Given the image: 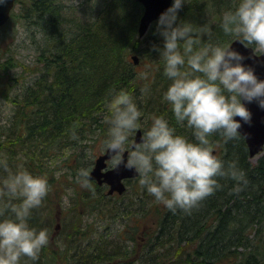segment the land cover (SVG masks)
<instances>
[{
  "label": "trees",
  "instance_id": "obj_1",
  "mask_svg": "<svg viewBox=\"0 0 264 264\" xmlns=\"http://www.w3.org/2000/svg\"><path fill=\"white\" fill-rule=\"evenodd\" d=\"M67 2L16 0L19 21L32 29L38 63L10 101L12 113L0 130V147L5 146L0 155L13 169L22 166L51 176L45 203L34 207L29 218L31 225L48 228L49 243L38 260L22 257L21 264H57L59 259L64 264H135L136 250L139 264H264V153L253 162L241 134L227 138L216 131L209 138L225 168L235 161L246 182L218 176L219 187L187 211L179 207L173 211L157 201L139 176L128 180L122 195L108 194L107 185L95 180L94 189L77 182L78 170L94 164L95 152L86 151L97 145L103 148L111 117L105 98L113 89L125 88L132 94L143 132L154 115H161L177 133L190 139L194 133L177 120L164 97L171 81L158 50L164 38L157 20L139 36L143 5L137 0H85L77 6ZM236 2L186 0L178 21L189 20L201 28L202 42H229L234 37L223 32L222 16ZM14 16L13 12L10 20ZM133 54L139 56V64ZM13 66L12 59L3 65L6 73ZM55 158L63 165L57 176L47 165ZM56 182L63 191L59 197L69 195L66 208L58 201L56 209L49 196ZM237 183L242 184L239 191L234 190ZM89 212L105 215L110 222L126 219L113 239L103 243L107 235L84 220ZM152 214L153 228L142 230ZM58 218L63 221L62 233L55 228Z\"/></svg>",
  "mask_w": 264,
  "mask_h": 264
},
{
  "label": "clouds",
  "instance_id": "obj_2",
  "mask_svg": "<svg viewBox=\"0 0 264 264\" xmlns=\"http://www.w3.org/2000/svg\"><path fill=\"white\" fill-rule=\"evenodd\" d=\"M185 2L173 0L160 14L157 27L164 39L158 50L171 81L164 97L177 120L193 129L194 138L177 133L164 116L154 115L139 141L131 140L142 126L141 111L132 94L119 88L105 98L111 112L103 141L109 166L123 164L134 169L147 191L173 211L178 207L190 210L214 192L219 187L218 176L246 182L235 161L225 168L224 161L214 154L209 134L221 131L227 138L238 136L242 121L251 122L252 118L245 101L264 107V79L253 66L243 63L244 55L232 47L239 39L246 46L264 50V0H237L234 8L223 13V32L234 37L223 43L202 42L201 28L189 20L178 21V10ZM72 133L76 134L75 126ZM0 168L7 173L0 176V264H21L22 257L38 260L49 243V230L31 225L29 218L49 192L48 177L22 166L13 169L3 155ZM92 179L88 167L78 170L76 180L83 187L94 189ZM241 187L237 183L234 190Z\"/></svg>",
  "mask_w": 264,
  "mask_h": 264
},
{
  "label": "rangeland",
  "instance_id": "obj_3",
  "mask_svg": "<svg viewBox=\"0 0 264 264\" xmlns=\"http://www.w3.org/2000/svg\"><path fill=\"white\" fill-rule=\"evenodd\" d=\"M84 1L85 0H80V3L76 4L74 0H68L67 3L74 4L75 6H77L83 3ZM13 12L15 13V16L9 21V23L0 27V64H1L0 65V130H1V126L6 124L8 117L12 113L13 106L10 101L13 99L15 94L18 93L19 90L22 89L27 84V82L30 80L31 73L29 69L36 68L35 63H38L36 61L38 52H37L36 45L33 42L34 38L32 34V29L30 30V28H28V26L25 25V23H22V20L19 21V18H20L19 15L21 13L19 4H16ZM17 14L18 16H16ZM9 59H12L13 62L16 63V66H13L10 69L9 73H6V69L3 67V65H6V61H8ZM6 82L8 83V85H6ZM2 147L4 148L5 146H1L0 150ZM100 147L101 145H97L92 150V152L91 150H87L86 153L91 155V153L95 152V154H92L94 155V159H95L103 151V148H100ZM263 153L264 151L261 154L255 157H252L253 162H256L258 157L261 156ZM60 160H61L60 158H55L52 161H49L47 164L48 167H51V169L55 170L56 176H57V173L60 172V169H59L60 165L63 166L62 164L60 165L58 164ZM38 170H40V168H38ZM32 172L34 174L38 173V171L37 172L32 171ZM2 175H6V172L2 174L0 170V176ZM47 177L48 179L51 178L50 175H48ZM57 186L58 184L56 182L55 188L49 194V196L51 200L54 203H56V209H57V206L59 205L58 201L61 204L63 203V206L66 208L69 206V203H70L69 195L67 196L66 195L67 192H66V194H63V198H60L59 195H62L63 191H59V188ZM69 193L72 194L73 190H70ZM130 193L131 191L128 190L127 194H130ZM44 203H45V199L42 201L41 205H43ZM102 216L103 217H100L99 214L97 213L89 212L85 214L84 220L87 223L93 222L95 225H98L99 227L98 231L101 233H105L107 235L106 238L103 239V243H109V241H111L109 237L113 239V236L115 235L116 231L119 229V227L123 225L126 218L122 222L120 219H116L115 221L110 222L108 220H105V215H102ZM152 216L153 214L150 215L149 220L147 221L145 226L142 224V230H144L145 228L151 230L153 228ZM61 221L62 220L58 218L57 223L55 222L56 223L55 228L57 229L56 231H60L59 233H62L61 232L62 230L60 228ZM129 222H131V220ZM105 226H107L108 228L105 229ZM64 233L66 232L64 231ZM100 241H102V239ZM121 243L127 244L128 242L121 241ZM51 244H52L51 246L53 247V249L55 250L59 249L56 244L54 245L53 243ZM130 247H133V243L130 244ZM130 247H128L129 250L131 249ZM135 253L136 255H133L132 261H134L135 264H139L138 261L136 260L138 257L137 250L135 251ZM57 262H58L57 264H64L61 259H59ZM162 264L164 263L162 262Z\"/></svg>",
  "mask_w": 264,
  "mask_h": 264
},
{
  "label": "water",
  "instance_id": "obj_4",
  "mask_svg": "<svg viewBox=\"0 0 264 264\" xmlns=\"http://www.w3.org/2000/svg\"><path fill=\"white\" fill-rule=\"evenodd\" d=\"M143 7V13L139 22V36H144L149 30L152 23L158 20L160 14L167 9L173 0H137ZM16 0H3L0 2V27L4 25L11 17ZM232 47L240 51L245 59L243 63L253 66L259 78L264 79V50L258 52L254 46H246L239 39L234 40ZM135 64L140 62L137 54L132 55ZM252 112L251 122H243L240 134L244 136L249 148L251 157H255L264 151V107H261L256 101H245ZM237 119H242L237 116ZM143 133L142 129H137L132 140L139 141ZM216 155V150H214ZM127 152H125V159ZM92 180L98 184H107L109 186L108 194L117 192L123 194L127 189L126 181L139 175L134 169H130L121 164L118 168L109 166V158L105 151L100 153L94 161L91 168Z\"/></svg>",
  "mask_w": 264,
  "mask_h": 264
}]
</instances>
